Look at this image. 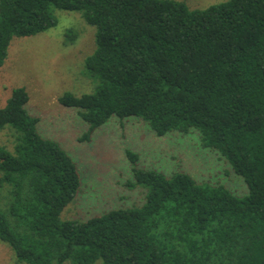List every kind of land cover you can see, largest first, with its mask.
Listing matches in <instances>:
<instances>
[{"label":"trees","instance_id":"16d2710c","mask_svg":"<svg viewBox=\"0 0 264 264\" xmlns=\"http://www.w3.org/2000/svg\"><path fill=\"white\" fill-rule=\"evenodd\" d=\"M53 7L81 12L96 27L86 58L93 92L66 91L90 140L113 115L147 121L163 136L197 130L249 186L239 196L181 171L138 166L139 206L86 220L61 213L81 187L71 155L40 134L24 86L0 108V239L23 264H264V0L191 9L181 0H0V67L14 37L58 24ZM6 191L7 193H4Z\"/></svg>","mask_w":264,"mask_h":264},{"label":"rangeland","instance_id":"374dc122","mask_svg":"<svg viewBox=\"0 0 264 264\" xmlns=\"http://www.w3.org/2000/svg\"><path fill=\"white\" fill-rule=\"evenodd\" d=\"M181 1L191 9H204L226 0ZM53 13L58 19L56 26L13 38L8 57L0 67V108L15 88L26 87V108L39 118L40 134L57 141L77 163L81 187L62 211V219L86 220L113 208L143 204L146 189L142 185H126L133 178L127 149L139 154L141 168L166 175L185 171L200 183L222 184L239 196L248 194L244 178L233 171L218 151L203 146L197 130L170 131L159 136L143 119L113 115L94 130L89 141H81L89 123L80 109L62 104L59 97L66 91L79 95L95 90L97 83L86 72L85 61L96 48V27L79 11L53 7ZM11 141L12 130L1 129L0 145L11 149ZM0 264H23L1 239Z\"/></svg>","mask_w":264,"mask_h":264}]
</instances>
